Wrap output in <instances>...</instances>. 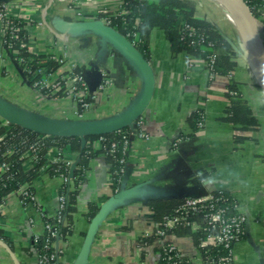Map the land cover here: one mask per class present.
I'll list each match as a JSON object with an SVG mask.
<instances>
[{"label":"crops","instance_id":"obj_1","mask_svg":"<svg viewBox=\"0 0 264 264\" xmlns=\"http://www.w3.org/2000/svg\"><path fill=\"white\" fill-rule=\"evenodd\" d=\"M2 1L7 16L28 21L31 50L62 57L63 70L74 64L83 66L90 88L97 86L98 68L103 78L111 79L104 90L96 87L97 102L78 116L72 95L51 99L26 81L15 58L4 46L6 24L0 17V96L6 100L44 116L91 120L123 111L142 90L143 79L136 67L107 39L91 32L76 35L56 30L60 20L102 19L97 17L99 13L117 11L122 0ZM150 44L149 61L155 72L156 88L141 127L148 137L132 136L122 181L124 189L141 186V190L111 204L97 226L84 264H158L160 241L144 248L138 243L144 232L153 229L154 219L147 200L208 196L220 189L229 191L248 217L245 237L234 247V264H264V90L243 61L240 42L236 43L240 52L235 49L239 61L235 79L242 97L261 123L260 130L254 134L256 140L247 141L243 146L234 141L232 125L221 119L229 102L225 80H211L203 60L188 63L183 55L174 56L158 29L152 32ZM199 109L205 112L206 120L203 127L193 131L189 118ZM2 122L8 123L3 118ZM96 145L100 147L99 142ZM48 156L50 160L60 158L70 165H78L82 153L66 146L63 150L54 148ZM31 161L28 158L25 165L30 166ZM107 164L103 154L90 162L77 196L73 230L67 239L56 240L60 264L77 263L94 217L116 194L105 197L112 181ZM201 170H206L207 176L201 183H195ZM61 184L60 177L43 172L32 183L34 201L24 204L16 193L7 197L0 207V227L12 241L13 247L7 244L16 259L0 245V264L39 263L41 254L35 249L33 238L44 234L45 215L57 214ZM91 201L99 205L93 217L88 215ZM168 238L185 255H196L187 237Z\"/></svg>","mask_w":264,"mask_h":264},{"label":"trees","instance_id":"obj_2","mask_svg":"<svg viewBox=\"0 0 264 264\" xmlns=\"http://www.w3.org/2000/svg\"><path fill=\"white\" fill-rule=\"evenodd\" d=\"M248 2L258 18L264 23L263 0H248ZM2 10L3 5L0 3V11ZM97 17L102 18L124 34L148 60L151 59L150 38L152 32L158 29L163 33L174 56L183 55L188 63L195 59L205 61L210 79H223L226 82L225 94L229 98V102L226 104L221 119L232 125L234 141L243 146L247 141L256 140L254 134L260 130L261 123L253 114L250 104L242 97L239 82L235 79V71L239 66L238 53L218 25L200 13L196 0H122L117 11L102 12ZM6 21L9 23V28L4 35V46L15 58L21 74L30 85L48 98H60L72 94L67 86V78L68 76L74 77L76 90L72 97L78 111L83 114L86 111L85 103L97 102L96 94L79 93V90L85 87L84 79L79 78L84 73L83 66L76 65L72 69L63 70L62 66L65 62L62 57L36 53L30 49L28 21L15 16H8ZM2 72L5 73L6 68H3ZM52 74L57 76L53 83H40L49 79ZM231 92H235V95H232ZM142 118L143 125L145 118ZM205 120V112L199 109L189 118V124L192 130L196 131L203 127ZM3 123L0 117V137H3L0 140V164L8 165L4 171L0 170V207L11 194H20L19 190L24 185H28V190L34 193L32 183L43 172L60 177L62 179L60 195H66L68 199L67 207L64 210L66 220L64 223L59 221L57 214L53 217L45 215L44 219L46 223H50L54 229L58 230L60 238L67 239L73 230V213L76 209L77 196L93 158L103 154L110 165L108 170L112 181L109 184V194L105 197L115 194L122 187L126 165L121 160L126 157L125 135L129 136L130 127L104 135L88 136L87 144L82 149L80 137L42 135L15 124L7 123L5 125ZM202 123L203 125H201ZM183 137L185 135L182 134ZM97 142L100 143V147L96 145ZM114 142L117 147L115 151H112ZM66 146H71L74 150H81L82 153L81 160L74 170L73 186L62 178L64 175L70 174L71 165L60 158L50 160L48 156L54 148L63 150ZM32 156L34 157L31 159V165L27 167L26 160ZM206 176L207 171L201 170V174L194 179L195 183H201ZM212 194L220 197L219 204L228 207L230 213L236 211V205L239 203L229 191L220 189L215 190ZM20 197L23 198L22 195ZM186 198H150L147 200V207L152 213L154 221L159 222L161 228L166 229L168 237L191 236L193 238L190 241L196 249L195 256L201 254L208 260L224 254L225 250L222 246L202 243L201 238L206 226L204 211L189 212L185 222L173 224L168 221ZM24 201L26 204L32 202L29 198ZM89 208L88 215L93 217L99 210V205L97 202L91 201ZM187 221H196L197 226L187 224ZM245 234L246 229L242 239ZM49 237V232L45 230L43 235L33 238L34 247L40 254L52 251L44 248ZM0 239L13 247L12 241L1 227ZM168 240L173 241L171 238ZM155 241H158V236L152 231L144 232L138 243L144 248ZM159 253H161L160 248ZM191 257L184 255L181 264H195ZM158 264H170L165 259L164 253L159 254Z\"/></svg>","mask_w":264,"mask_h":264},{"label":"water","instance_id":"obj_3","mask_svg":"<svg viewBox=\"0 0 264 264\" xmlns=\"http://www.w3.org/2000/svg\"><path fill=\"white\" fill-rule=\"evenodd\" d=\"M232 5L239 9L243 14L248 29L250 30L254 42V57L256 63V72L254 76L259 85L264 90V25L256 15L255 11L249 4L248 0H228ZM3 1L0 0V3ZM56 30L67 32L69 34L95 33L101 35L117 47L136 67L143 79V87L139 94L134 98L133 102L123 111L114 116L102 119L91 120H70L62 118H54L44 116L36 111H30L19 107L4 97L0 96V117L10 124H15L23 128L32 130L42 135H54L61 137H80L82 139V149L87 144V137L93 135H104L113 133L130 127L133 129L137 121L143 117L145 111L149 107L156 88V76L154 69L148 59L142 52L130 41L124 34L106 23L103 19H88L78 21H57ZM227 39L232 43L233 47L240 52L237 44L229 37ZM244 56V53H242ZM97 88L103 80V73L98 68L97 71ZM27 81V79H26ZM95 88H90L94 92ZM109 164L107 167L109 168ZM77 163H73L70 169V175L74 176V170ZM141 186L129 189L120 188L116 194L111 197L101 207L97 215L94 217L84 249L77 260L76 264H84L88 254L91 240L95 234L97 226L105 218L108 208L116 201H121L126 197L135 195L140 191ZM248 225V224H247ZM0 245L5 247L11 255H15L6 242L0 239ZM16 259V258H15Z\"/></svg>","mask_w":264,"mask_h":264},{"label":"built area","instance_id":"obj_4","mask_svg":"<svg viewBox=\"0 0 264 264\" xmlns=\"http://www.w3.org/2000/svg\"><path fill=\"white\" fill-rule=\"evenodd\" d=\"M264 5V0H263ZM49 5H46L45 10L47 11V8ZM45 11V13H46ZM0 17L5 19L6 24V31L9 28V23L6 21V18L8 17L4 10L0 11ZM261 21V20H260ZM262 22V21H261ZM264 25V23L262 22ZM76 65H72L69 69L74 68ZM57 76L55 74L50 75L49 79L42 81L40 83L42 84H50L53 83L55 78ZM78 78V77H77ZM80 79H84L83 84H85V87L81 90H79V93L84 94L85 92L88 94H93L94 92L90 91L89 86L86 84L85 75L84 73L79 76ZM111 83V79L109 77H104L100 86L98 89L104 90L107 85ZM67 86L68 89L71 91V95H73V92L76 90L75 85V78L68 76L67 78ZM95 94V93H94ZM232 95H235V92H231ZM91 104L85 103L84 107L86 110L90 107ZM76 114L78 116H82L83 114L76 109ZM142 125V118H140L135 127L133 129H130L129 136L125 135V149H127L128 144L134 134H139L140 136L148 137V135L140 129V126ZM203 125V123L201 124ZM3 137H0V140ZM117 147L116 142L112 144V151H115ZM34 156L31 157L33 159ZM122 163L126 165V157L121 160ZM8 165L6 163L0 164V170L4 171L7 169ZM63 180L67 182L69 185L73 186V176L64 175ZM20 195H22L23 198L21 200L24 204V199H31V201H34L35 196L34 193L30 192L28 190V185H24L19 190ZM220 197H216L214 194H210L208 196H198V197H187L183 203H181L174 214L168 221L170 223H179V222H185L187 220V214L189 212L197 213L200 211H204V222L206 223V226L204 227V234L201 238L202 243L204 244H214L218 246H222L225 250L224 254H220L217 256H214L212 258H209L206 260L201 254L197 256H192L191 260L195 264H234V247L236 243H238L245 232V225L247 223L248 217L246 213L241 209L240 204L236 205V211H233L234 213H230V210L228 207H225L223 205L219 204ZM68 204V199L66 195H60L59 196V208L57 211L58 220L62 221L63 223L66 220L64 210L66 209ZM187 224H191L193 226H197L196 221L193 222H186ZM45 230H47L50 234V237L47 239V242L44 245L45 249L52 250L50 253L41 254L39 263L38 264H60V250L56 247V240L59 237L58 230L54 229L53 226L50 223H45ZM158 236V240L160 241V252L164 253L165 259L170 264H181L183 261L184 253L180 250V248L173 242L169 241L166 229L161 228V225L159 222L154 221L153 222V229ZM150 231V232H152ZM38 238L39 236H35ZM53 238V240H52ZM56 238V239H54ZM189 240H192L193 238L191 236H187ZM160 253V254H161Z\"/></svg>","mask_w":264,"mask_h":264},{"label":"rangeland","instance_id":"obj_5","mask_svg":"<svg viewBox=\"0 0 264 264\" xmlns=\"http://www.w3.org/2000/svg\"><path fill=\"white\" fill-rule=\"evenodd\" d=\"M69 1L72 3H78L77 0H69ZM83 1L88 2V0H83ZM89 1L96 2L95 0H89ZM196 1L199 3V11L202 15H206L210 20H212L216 25H218V27L221 29V31L225 35H227L231 39H234L233 41L235 43L240 42L242 46L241 36H238L237 28L226 19L223 8L220 6V4L216 0H196ZM242 51L244 52L243 49ZM244 56H245V53H244ZM244 56H242L243 61L246 63L248 69L252 71L251 64L248 63L247 59L245 58L246 56L245 57ZM253 76H254V73H253ZM92 106L93 105L91 104L88 109H91ZM75 109H77V107Z\"/></svg>","mask_w":264,"mask_h":264},{"label":"bare ground","instance_id":"obj_6","mask_svg":"<svg viewBox=\"0 0 264 264\" xmlns=\"http://www.w3.org/2000/svg\"><path fill=\"white\" fill-rule=\"evenodd\" d=\"M216 1L223 8L226 19L237 28L238 36H241L242 48L244 50L246 59L248 63L251 64L252 71L254 70V72H256V63L254 60V42L250 30L248 29L245 19L243 17V14L228 0Z\"/></svg>","mask_w":264,"mask_h":264}]
</instances>
